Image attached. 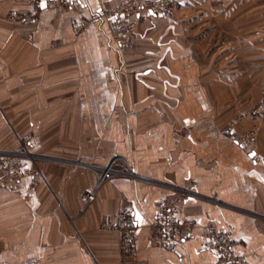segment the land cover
<instances>
[{"label":"crops","instance_id":"0c3cea01","mask_svg":"<svg viewBox=\"0 0 264 264\" xmlns=\"http://www.w3.org/2000/svg\"><path fill=\"white\" fill-rule=\"evenodd\" d=\"M71 1L23 26L8 14L34 8L0 0V151L28 136L45 159L38 186L26 178L19 193L0 191V264H121L120 236L100 227L125 211L138 227V262L218 264L204 232L214 224L238 257L264 264L259 0H184L170 18L142 13L129 50L102 15L130 0ZM254 127L253 148L233 140ZM115 160L124 174L103 180ZM169 201L195 224L176 252L149 236Z\"/></svg>","mask_w":264,"mask_h":264},{"label":"built area","instance_id":"2783aa9c","mask_svg":"<svg viewBox=\"0 0 264 264\" xmlns=\"http://www.w3.org/2000/svg\"><path fill=\"white\" fill-rule=\"evenodd\" d=\"M26 2L34 8L30 13L11 12L8 19L12 23L29 26L38 24L39 9L49 8L56 11L68 10L74 6L71 0H18ZM184 0H130L122 5L116 6L103 13V17L110 19L113 32L114 43L123 50L132 49L136 42V28L142 21V13H149L170 18L173 12L183 5ZM86 22H82L75 27V32L83 30ZM258 113L264 114V93L261 101L257 105ZM237 122L232 123V127ZM259 128L254 127L244 134L234 133L233 140L242 148L251 149L257 142ZM17 147L13 151H0V191L9 190L19 193L23 179L31 180V187H36L44 180V172L41 162L45 159L35 156L31 150V139L28 136L16 137ZM117 160L112 161L105 169L103 180L111 174L116 173L115 166ZM130 177L136 178L134 175ZM95 193L85 195L87 204L95 200ZM179 211V203L175 201L164 202L159 207L154 223L150 227V240L159 247H163L171 252H176L178 246L190 238L193 234L195 224L193 221L182 220L175 214ZM101 231L117 233L120 236V263L121 264H148L138 262L136 250L138 235L137 224L131 213L125 211L121 213L115 222L104 224ZM205 235L209 243V248L216 256L218 264H248L244 259L238 257L234 250L231 238L222 229L214 224L205 227Z\"/></svg>","mask_w":264,"mask_h":264},{"label":"rangeland","instance_id":"374dc122","mask_svg":"<svg viewBox=\"0 0 264 264\" xmlns=\"http://www.w3.org/2000/svg\"><path fill=\"white\" fill-rule=\"evenodd\" d=\"M250 4L247 3L246 4V7H243L244 11L247 12V10L249 11L250 9ZM254 6V5H253ZM254 9V8H253ZM257 16H258V24H259V27L260 28H263L264 27V1L263 0H259L258 3H257ZM250 12V11H249ZM250 22V20L248 21V23ZM188 25H190V23H188ZM190 28V26H188ZM261 37L264 38V33H260L259 35V38H260V41H259V51L262 52V49H264V39L261 40ZM263 93H264V88L262 90V97H263ZM259 136V134H258ZM16 139V138H15Z\"/></svg>","mask_w":264,"mask_h":264},{"label":"trees","instance_id":"16d2710c","mask_svg":"<svg viewBox=\"0 0 264 264\" xmlns=\"http://www.w3.org/2000/svg\"><path fill=\"white\" fill-rule=\"evenodd\" d=\"M23 3H24V2H23ZM25 3H26V2H25ZM183 4H184V3H183ZM182 7H183V5H181L179 8H182ZM179 8H178V9H179ZM29 13H30V12H29Z\"/></svg>","mask_w":264,"mask_h":264}]
</instances>
